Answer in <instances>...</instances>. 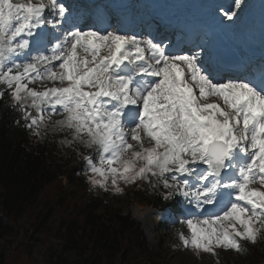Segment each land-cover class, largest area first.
<instances>
[{
  "label": "snow or ice",
  "instance_id": "obj_1",
  "mask_svg": "<svg viewBox=\"0 0 264 264\" xmlns=\"http://www.w3.org/2000/svg\"><path fill=\"white\" fill-rule=\"evenodd\" d=\"M248 7L217 6L221 23ZM197 47L81 27L63 0H0V99L35 135L94 150L84 171L105 191L144 181L182 198L183 247L218 259L264 240V69L220 77Z\"/></svg>",
  "mask_w": 264,
  "mask_h": 264
},
{
  "label": "trees",
  "instance_id": "obj_2",
  "mask_svg": "<svg viewBox=\"0 0 264 264\" xmlns=\"http://www.w3.org/2000/svg\"><path fill=\"white\" fill-rule=\"evenodd\" d=\"M13 105L6 91L0 99V234L18 235L24 217L36 229H52L48 219L59 209L62 216L69 217L52 230L65 248L76 250L75 264H146L144 257L154 256L166 247L159 244L150 248L139 220L109 203L106 193L88 198L96 191L87 179L77 148L63 149L55 134L35 135L24 126L19 106ZM44 192L47 196L51 193V201L45 199ZM161 193L155 192L149 204L170 209L173 200H164ZM143 196H147V189L140 186L128 194L132 202ZM27 244L17 242L13 248L18 251L28 248ZM250 250L264 257V240L251 244ZM47 253L51 258L52 250ZM0 264H7L2 254Z\"/></svg>",
  "mask_w": 264,
  "mask_h": 264
},
{
  "label": "rangeland",
  "instance_id": "obj_3",
  "mask_svg": "<svg viewBox=\"0 0 264 264\" xmlns=\"http://www.w3.org/2000/svg\"><path fill=\"white\" fill-rule=\"evenodd\" d=\"M248 1L250 0H247V2ZM14 2H16V0H14ZM61 118L62 117H54V119ZM43 129L50 133L58 134V142L63 149H68L77 144L69 142L71 141L72 136L67 131H61L59 128L54 127ZM79 146L82 147L80 144ZM81 151L79 153H81ZM140 183L144 184L145 182L140 181ZM90 184L92 185L94 192L96 191V194H91L88 198L97 196V194H101V192L106 193L108 195L107 200L110 201L109 203L117 204L116 206L124 213L133 212L132 214L138 218L142 223V228L145 231L150 248H154L159 244L166 246L154 256H143L146 264H264V257L258 253L251 252V244L248 242H244L245 247L248 249L246 253L217 249L218 259L209 253H198L194 250L184 248L179 239L178 233L184 231L185 234H187V229L179 221L177 222V215L174 214L172 216L170 213L169 217L167 216V219L162 222L161 219L157 220L156 216L158 212L149 204L150 198L154 193L159 192L162 189L151 188L149 189L147 196L137 198L138 200L136 202H132L128 197V194L133 193L134 184L126 185L121 182L123 192L120 193L114 191L111 186L105 191L91 181ZM55 187L56 185L52 191H54ZM44 195L47 201L52 200L50 197L51 193L50 196H47L44 192ZM88 198L85 197L86 200H88ZM57 199L59 201V198ZM75 200H77V196L75 197ZM61 214L62 212L58 209L55 211V214L52 213L54 216L48 219V222L52 223V229H57V226L62 219H66V217L68 219V215L64 214V216H62ZM31 216L34 217L35 215ZM24 218L25 224L18 235L9 232L0 234V254L6 257L7 264H75L77 259L76 250L65 248V243L55 236L56 232L54 230L44 229L42 231L39 228L36 229V227H33L28 223L27 217ZM17 242L28 243V248L23 247L20 250L15 251L13 246H16ZM48 249L52 250L53 254L51 258H49V254L47 253ZM138 254L142 257L140 252H138ZM18 255H21V257L19 258ZM138 258L141 259L140 257ZM134 260L136 261L137 258H134Z\"/></svg>",
  "mask_w": 264,
  "mask_h": 264
},
{
  "label": "bare ground",
  "instance_id": "obj_4",
  "mask_svg": "<svg viewBox=\"0 0 264 264\" xmlns=\"http://www.w3.org/2000/svg\"><path fill=\"white\" fill-rule=\"evenodd\" d=\"M257 7L260 9L256 12V22L253 27L259 31L261 39L264 36V2L257 4ZM244 76V75H243Z\"/></svg>",
  "mask_w": 264,
  "mask_h": 264
}]
</instances>
